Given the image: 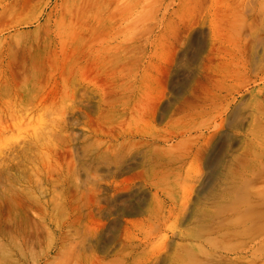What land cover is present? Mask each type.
I'll list each match as a JSON object with an SVG mask.
<instances>
[{
	"label": "bare ground",
	"instance_id": "6f19581e",
	"mask_svg": "<svg viewBox=\"0 0 264 264\" xmlns=\"http://www.w3.org/2000/svg\"><path fill=\"white\" fill-rule=\"evenodd\" d=\"M115 2L95 0L79 48L85 77L106 42L119 46L115 79L76 107L84 127L91 105L108 107L107 130L79 129L107 156L90 186L67 185L62 209L40 217L53 225L45 256L58 248L46 264H264V192L249 187L264 172L244 173L264 169V0H128L141 9L122 13L118 29L107 12ZM224 184L247 205L212 193ZM194 192L220 203L191 212ZM187 216L229 236L222 243L192 228L189 239ZM158 238L160 249L144 251Z\"/></svg>",
	"mask_w": 264,
	"mask_h": 264
},
{
	"label": "rangeland",
	"instance_id": "374dc122",
	"mask_svg": "<svg viewBox=\"0 0 264 264\" xmlns=\"http://www.w3.org/2000/svg\"><path fill=\"white\" fill-rule=\"evenodd\" d=\"M126 1L117 0L107 9L117 14L112 21H116V29L121 26L122 13L141 9V5ZM94 9L95 0H0V264H35L36 259L46 264L57 253L56 247L45 256L53 225L40 217L45 212L56 216V209H62L67 185L90 186L98 156H107L100 141L79 133L87 118L76 108L84 97L101 96L104 85L112 83L120 68L118 43L106 42L82 76L80 36L82 30L89 36ZM89 111L87 132L107 130L108 107L102 105L98 110L91 105ZM239 152L234 157H240ZM233 171L229 173L235 174ZM244 171L253 178L264 169ZM249 187L264 192V182ZM187 189L189 183L182 190ZM214 189L212 193L221 189L223 192L217 193L228 197L227 205H247L236 200L237 193H230L227 184ZM19 191L25 195L21 201L16 198ZM9 193L14 199L8 198ZM212 195L203 198V194H195L199 199L192 200L189 211L205 213L218 205L219 201L210 199ZM240 212L245 210L240 208ZM184 221L189 239L192 228L222 243L229 236L227 227H206L200 216H187ZM216 227L220 230L215 232ZM233 236L240 238L244 233ZM160 248L158 238L144 251Z\"/></svg>",
	"mask_w": 264,
	"mask_h": 264
}]
</instances>
